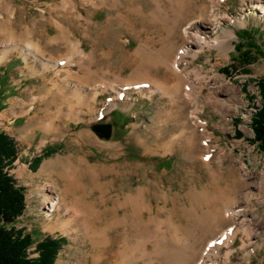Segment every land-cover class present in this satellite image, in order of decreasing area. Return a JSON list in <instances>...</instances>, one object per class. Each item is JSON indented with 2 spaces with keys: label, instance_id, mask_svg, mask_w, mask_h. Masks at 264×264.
<instances>
[{
  "label": "rangeland",
  "instance_id": "rangeland-1",
  "mask_svg": "<svg viewBox=\"0 0 264 264\" xmlns=\"http://www.w3.org/2000/svg\"><path fill=\"white\" fill-rule=\"evenodd\" d=\"M185 1L182 19L168 26L172 29L168 35V27L160 21L152 23L141 18L135 23L119 22L118 15L126 19L130 16L128 0H120L115 6L112 0H106L97 9L89 4L91 0H0V19L8 23L7 16L15 11L12 26L19 35L10 42L0 38V55L6 43L11 46L29 43L41 51L16 50L0 62V129L17 143L18 158L10 174L24 189L27 204L15 225L31 234L36 244L47 236L63 238L55 264H95L93 255L102 254L100 249L92 248L83 222L73 221L68 232L56 227L55 223L65 221L63 215L72 221L74 213L65 209L76 199L86 211L84 219L99 217L97 226L102 228L110 224L111 209L119 198L124 202L119 213L132 219L126 199L133 200L139 189H148L145 202L155 214L166 219L168 210L176 204L179 209L175 220L186 225L188 219L183 218L182 208L189 206L188 194L194 188L213 191L212 178L217 176V185L226 195L218 197L216 204L208 206L205 201L203 214H206L203 216L201 212L198 220L205 217L202 223L206 222L210 229L201 228L202 234L223 230L207 242L202 256L208 264H264V151L256 143L253 130V117L263 105L258 85L264 79V4L260 0H225L211 9L208 20H204L203 7L211 0ZM136 3L143 4L147 12L155 8L153 0ZM166 6L170 18H175L179 12L177 5L167 2ZM192 20L197 25L190 30L191 38L200 30L201 37L218 43L201 48L192 44V52L197 56H188L181 63L193 89L187 97L183 92L189 104H173L159 92L150 98L132 86L127 87L124 100H112L117 92L109 87L122 83L115 81L114 76L127 79L137 64L126 63L125 53H133L138 41H147L152 47L150 57L154 58L164 41H179L180 33ZM61 27L68 31L73 45H80L85 56L95 53L92 72L86 75L83 84L77 79L82 70L70 58L72 47L59 40ZM25 32L29 36L21 38ZM126 40L129 42L123 44ZM191 41L195 43L194 39ZM100 69L110 71V75L103 78L95 71ZM91 98L96 103L89 111L84 105ZM72 107L82 111L81 121L63 117ZM102 112L104 115L100 116ZM96 124H112L109 140L94 132ZM193 129L212 136L209 143L214 150L213 172L199 159L187 160L185 144ZM147 143L156 154H147L144 150ZM163 145L173 152L164 154ZM82 158L89 168L86 166L88 173L81 185L75 183L74 191H66L59 180L62 191H51L48 184L52 180L42 176V169L53 170L59 159H70L76 169ZM76 173L79 175L78 170ZM46 196L56 200L63 197L64 202H60L59 208L48 209L43 204ZM234 200L239 207L234 210L236 215L229 218L225 211L234 205ZM211 210L229 223L222 221L218 224L220 228L217 224L209 227ZM48 213L50 217H46ZM237 222L246 226L240 227ZM234 226L238 234L230 247L220 237ZM195 227L192 225V229ZM158 239L165 247L173 241L167 229L162 230ZM36 244L30 249L33 257L38 256ZM146 248L151 264H165L169 252L154 251L156 248L150 243ZM117 249L111 245L106 255ZM227 252L229 263L225 262ZM120 256L118 260L125 262L128 255L126 252ZM114 261L112 256L101 264H118ZM120 264L144 262L135 259Z\"/></svg>",
  "mask_w": 264,
  "mask_h": 264
},
{
  "label": "bare ground",
  "instance_id": "bare-ground-1",
  "mask_svg": "<svg viewBox=\"0 0 264 264\" xmlns=\"http://www.w3.org/2000/svg\"><path fill=\"white\" fill-rule=\"evenodd\" d=\"M223 1L225 0H211L210 4H206L203 7V12H202L204 14L203 18H206L204 20H208L207 17H208V14H210V10L211 9L213 10L214 7H217ZM105 2L106 0H91V3L89 4L93 5L94 8L97 9L100 3L104 4ZM119 2L120 0H112V4H114V6L115 4L118 5ZM136 2L137 0H128L127 6H130V16L126 19L124 16L118 15L117 18L119 19V22L121 21L123 23H126L127 21L129 22L133 21V23H135L136 21L138 22V20L141 18H144V20L146 18L147 21L152 22V23H154L155 21L163 22L165 24L164 26H166L167 28L172 22L178 23L182 19V14L184 13L183 4L186 1L185 0H153L155 4V8L151 10L150 12H147L145 10V7L143 4H138ZM167 2H169L171 5H177L178 7L176 9L179 12L176 13L177 15L175 16V18L172 17L173 19L170 18L169 7L166 6ZM259 2L264 4V0H260ZM64 4H66V2ZM14 12L15 11H13V13L7 16V18L9 19L7 20L8 23H4L2 21L3 19H0V38H3L6 42L14 41L19 36L17 35L16 30L12 26L13 19L15 18ZM204 23L208 24V22L206 21ZM195 25H197V23L193 20L189 24H187L186 27L180 33L179 35L180 40L177 42H174V40L171 42H166L163 40L164 42L160 46L158 54L157 55L155 54L156 57L154 58L150 57L151 51H152L151 44H149L147 41L146 42L138 41V46L135 49V51L133 53L127 51L124 57V60L126 58L125 60L126 63L128 61H132L137 64L134 67L132 74L127 79L122 80L120 75L114 76L115 81L122 82V83L119 86L109 87L113 91L117 92L116 99H112V100L114 101L124 100L127 94V89L130 88L129 86H132L133 88L137 89L139 93L146 94V96L150 98H152L154 94L159 92L162 94L161 95L162 97H167L170 100V102L173 104L182 102L184 105V103H188L187 101H185V96L183 92L184 91L186 92V97H187V96H190L189 94L192 92L193 89H192L191 83L189 84L190 79L187 77V73H185V70L181 68V63L188 56H192L193 58L197 56V53L192 52L193 51L192 44L198 45V47L201 48V47H204L205 45L206 46L215 45L218 43V40L211 41L210 38L208 37H201L200 30L195 31L193 34L194 37L191 38L190 30H192V28ZM166 30L168 31V35H169L172 29L171 27H168ZM20 36L21 38H23L24 36H29V34L25 32ZM191 39H194L196 44L192 42ZM59 40H61V42H63L66 46L72 47L70 58L73 59V62L79 65V68L82 70L83 74L79 75V77L78 78L76 77V78L78 79L79 83L83 84V81L85 80L86 75H88L89 72H92L91 67L94 63L95 53H91V54H88V56H85V52L82 51L78 43L73 45L70 42L68 31L64 29L63 27H61V35H60ZM128 42L129 41L126 40L123 42V44H127ZM21 49L24 51H29V52L33 51V53L41 52L40 47L38 46L32 47V45L29 43H27L26 45L22 44V45H17V46L16 45L11 46L10 43H6L4 49L1 51L0 62L4 61L5 58L9 55V53L14 52L16 50L18 51ZM95 71H97L99 74L101 73L103 78L106 77L107 75H110V71H104L103 69L95 70ZM168 81L171 82L172 86H170ZM118 88L120 91L118 90ZM146 88L148 90H145ZM193 100H194V103H196L195 102L197 101L196 98ZM88 101H90L89 104L84 105L85 102L83 101H82V104L85 107H87L89 111H92L94 109L93 103H96V101L92 98ZM114 106H117V105L114 104ZM70 110L71 111H68V113H64L63 117L68 118V119H73L75 121L76 120L81 121L80 114L82 113V111L79 109L78 111L76 108H73V107ZM103 115H104V112L100 113V116H103ZM193 116L196 117V115H193ZM191 131H192V135L189 137L188 142H186L187 144H185L187 148V152H188L186 154L188 156L187 160L192 162V161L199 159L201 160V163L203 164V166L207 167L210 172H213V169H214V164H213L214 163L213 162L214 152L213 151L214 150L212 149L213 148L212 145L209 143L211 142L212 136H206L205 134H203L206 136L205 137L201 134H198V132L195 129ZM161 149L164 154H167L168 152H173L171 148L169 147L166 148L165 145H163ZM144 150L147 152V154H152V155L156 154V152L153 151V149L151 148V146L148 145V143L144 146ZM84 159L83 158L81 159L80 166H77L76 169L73 165H71L72 162L70 159L57 160L58 166L55 165L53 170L42 169V176H47L50 180H52L48 184V186L50 187V190L53 192L55 191L54 189H57V190L59 189L62 191V186L59 180H61L64 183L66 187V191L75 189V187L73 186L75 185V183L79 182L78 186H80L81 180L85 179L88 173L87 168H86L88 163L86 162V159L85 160ZM126 166L129 167V169L130 167L132 168V165L130 164H127ZM77 170L79 171V175L76 173ZM55 175L57 176V179L56 177L54 178ZM217 177L212 178L215 184V185L213 184L214 185L213 188H215L213 191H205V190L200 191L194 188L192 189L191 193L188 194L191 198L189 206H185L184 208L181 207L183 211L182 213L184 215V216L181 215V217L183 216V218L186 217L188 219V224L186 225L175 220L177 210L179 209L176 204H174L173 207L168 210L169 215L166 217V219H162L159 214H155L153 207L151 205L149 206L145 202L144 195L148 192V189H139L136 195H134L133 200L129 199V197L128 199H126V202H128L132 210L131 214L133 218L130 220L123 218V216L119 213L120 212L119 210L124 203V202H120L121 199L119 198L118 201L115 202L113 208L111 209V213H113V217L109 221L110 224H106L105 226L100 228L97 226L99 217L93 220L84 219L86 217L84 212L86 211L80 208V206L78 205L80 200L76 199L75 202H73V204L70 207H67L65 209L67 212H70V214L74 213L73 216L70 215L72 217V221L67 219L66 215H63V217L65 218V221L63 222L60 220L55 224H56V227L60 229L61 231L68 232V227H70L73 221L76 220V221L83 222L82 228L85 231L84 232L85 235L89 237L92 248L95 249V251L100 249V252L102 253L100 257L97 256L96 253L93 255V260L95 264H98V263L101 264L102 260H105V259L107 262L112 256H114L115 258V261L113 263H116V262L118 264L130 263L132 260L141 259L144 262V264H151V260H147V256L150 255V253L148 252L146 248V244L148 243L152 244L156 248L154 251L160 252L161 254H166L169 252L168 259L166 260L165 264H208L209 263L208 260L202 256V251L204 250V247L207 244V242L212 240L214 237H216L217 233L223 230V229L221 230L218 224L221 223L222 221L226 222V220H228V219L224 220L225 217L222 218L218 216L219 214H215L213 210H211L208 212L210 213V216L208 217L210 219L209 227H214L217 224L218 225L217 227H219L220 230L219 231L217 230V232H215L216 230L212 228L214 230L213 233H211V231H210V234H208V232L203 233V234L201 233V228L202 229L203 227L208 228V226L205 225L206 220L204 221L205 222L204 224L202 223L203 222L202 220L205 217H203V219L200 221L198 220L201 218L199 217L200 213L202 212L203 214V212L205 211L204 210V206L206 205L205 201H207V205L209 206L210 204H216L215 202L218 201V197L224 198L226 195L221 190L222 188L220 189V187H218L217 179L219 177L218 178ZM249 187H251V185ZM233 195H235V192ZM61 201L64 202L63 197L58 196V199L56 200L50 196H46L44 198L43 204H45L48 209L53 210L59 206ZM234 202H235L234 205L232 204L225 211L229 218H233L232 216L236 215L234 210L237 207H239L237 203L238 201L236 202L234 200ZM208 210H210V208ZM205 214H203V216ZM50 216L51 214L49 213L46 215V217H50ZM227 223L229 222H226V224ZM192 225L196 226L195 229H192ZM237 225L240 227L246 226L244 223H238V222H237ZM163 229H167L169 232H171L173 241L169 247H165L161 239H158ZM237 234H238L237 229H235V226H234L230 228V230L226 234L221 236L220 240H222L223 244H226L227 246L231 247L236 239ZM132 244L134 245L131 246ZM213 244L214 243H212L211 246H213ZM111 245L117 246L118 249L116 251L110 250V254L106 255V252L111 247ZM216 246H220V245H216ZM215 249H217V247ZM126 252L128 256L126 257L125 262H120L121 259L118 260L120 254H121L120 258H122V255ZM229 261H230V253L227 252L225 254V262L229 263Z\"/></svg>",
  "mask_w": 264,
  "mask_h": 264
},
{
  "label": "trees",
  "instance_id": "trees-1",
  "mask_svg": "<svg viewBox=\"0 0 264 264\" xmlns=\"http://www.w3.org/2000/svg\"><path fill=\"white\" fill-rule=\"evenodd\" d=\"M258 86L263 105L253 117V130L264 151V79ZM17 158L15 139L0 130V264H55L63 238L47 236L36 244L31 234L15 225L27 208L25 191L10 174ZM35 244L38 256L33 257L30 249Z\"/></svg>",
  "mask_w": 264,
  "mask_h": 264
},
{
  "label": "water",
  "instance_id": "water-1",
  "mask_svg": "<svg viewBox=\"0 0 264 264\" xmlns=\"http://www.w3.org/2000/svg\"><path fill=\"white\" fill-rule=\"evenodd\" d=\"M93 130L101 138L107 140L112 136V124H96L93 126Z\"/></svg>",
  "mask_w": 264,
  "mask_h": 264
},
{
  "label": "crops",
  "instance_id": "crops-1",
  "mask_svg": "<svg viewBox=\"0 0 264 264\" xmlns=\"http://www.w3.org/2000/svg\"><path fill=\"white\" fill-rule=\"evenodd\" d=\"M1 130V129H0ZM2 131H4V130H2ZM5 132V131H4Z\"/></svg>",
  "mask_w": 264,
  "mask_h": 264
}]
</instances>
